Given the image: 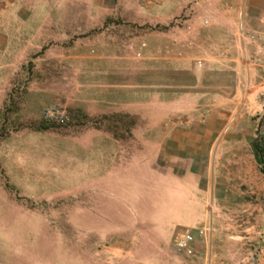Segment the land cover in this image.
<instances>
[{
	"label": "rangeland",
	"instance_id": "374dc122",
	"mask_svg": "<svg viewBox=\"0 0 264 264\" xmlns=\"http://www.w3.org/2000/svg\"><path fill=\"white\" fill-rule=\"evenodd\" d=\"M227 1L0 0V264H264V44Z\"/></svg>",
	"mask_w": 264,
	"mask_h": 264
},
{
	"label": "crops",
	"instance_id": "0c3cea01",
	"mask_svg": "<svg viewBox=\"0 0 264 264\" xmlns=\"http://www.w3.org/2000/svg\"><path fill=\"white\" fill-rule=\"evenodd\" d=\"M222 7L223 10L240 12L243 38L247 42H251L253 36H256L258 40L260 39L258 43L255 42L257 47L260 41L264 44V0H237L233 4L227 1L221 5Z\"/></svg>",
	"mask_w": 264,
	"mask_h": 264
},
{
	"label": "built area",
	"instance_id": "2783aa9c",
	"mask_svg": "<svg viewBox=\"0 0 264 264\" xmlns=\"http://www.w3.org/2000/svg\"><path fill=\"white\" fill-rule=\"evenodd\" d=\"M181 248H184V247H186L187 246V243L186 242H183V243H181Z\"/></svg>",
	"mask_w": 264,
	"mask_h": 264
}]
</instances>
